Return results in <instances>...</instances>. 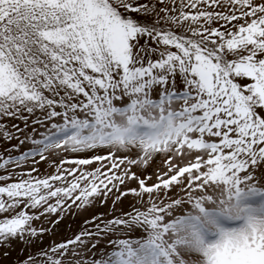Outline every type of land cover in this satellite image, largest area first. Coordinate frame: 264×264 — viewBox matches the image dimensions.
Listing matches in <instances>:
<instances>
[{
    "label": "snow or ice",
    "instance_id": "obj_1",
    "mask_svg": "<svg viewBox=\"0 0 264 264\" xmlns=\"http://www.w3.org/2000/svg\"><path fill=\"white\" fill-rule=\"evenodd\" d=\"M0 121L12 264H264V0H0Z\"/></svg>",
    "mask_w": 264,
    "mask_h": 264
},
{
    "label": "rangeland",
    "instance_id": "obj_2",
    "mask_svg": "<svg viewBox=\"0 0 264 264\" xmlns=\"http://www.w3.org/2000/svg\"><path fill=\"white\" fill-rule=\"evenodd\" d=\"M15 122L16 121H13V123ZM72 155H76V154L73 153ZM162 159L163 157L157 156L155 159L148 162L145 171H151L154 168V166L157 165ZM40 167L43 168L44 165L41 164ZM49 171H51V169ZM0 175H3L2 171H0ZM0 183H2V181H0ZM98 210L104 211V208L100 207ZM52 218L54 219V217ZM83 219H87V215L80 217V216H74L73 212H69L64 218V227H68L70 225L78 226L82 223ZM33 223H36V221H33ZM44 239H45V243H47L48 237H45ZM4 251L5 249L3 247H0V253H3ZM29 251L30 250L28 248H23V251H21V245L18 244L16 241H13L12 247L8 251L7 256L0 254V264H12L14 259H16L17 257L23 258L24 256H27L29 254Z\"/></svg>",
    "mask_w": 264,
    "mask_h": 264
},
{
    "label": "clouds",
    "instance_id": "obj_3",
    "mask_svg": "<svg viewBox=\"0 0 264 264\" xmlns=\"http://www.w3.org/2000/svg\"><path fill=\"white\" fill-rule=\"evenodd\" d=\"M254 215H256L259 219H264V214L255 213Z\"/></svg>",
    "mask_w": 264,
    "mask_h": 264
}]
</instances>
